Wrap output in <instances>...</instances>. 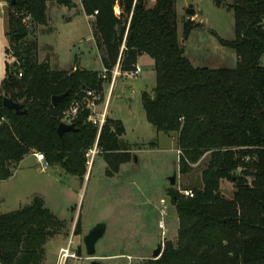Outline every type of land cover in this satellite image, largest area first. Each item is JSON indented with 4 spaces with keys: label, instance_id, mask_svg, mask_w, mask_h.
<instances>
[{
    "label": "trees",
    "instance_id": "trees-1",
    "mask_svg": "<svg viewBox=\"0 0 264 264\" xmlns=\"http://www.w3.org/2000/svg\"><path fill=\"white\" fill-rule=\"evenodd\" d=\"M1 1L8 6L5 53L12 51L18 65L11 70L6 63L0 85V180L11 176L32 150L81 180L85 154L95 143L107 176L130 161L119 120L107 117L98 132L83 108L70 121L75 130L59 136L56 128L85 89L103 90L117 62L122 72H130L147 54L155 73L152 93L141 94L148 121L158 132L176 133L181 173L209 155L200 184L190 187L193 196L168 191L178 220L176 239L164 243L159 256L145 264H264V0H232L234 38L218 40L234 50L237 61L234 67L219 68L194 66L185 55L176 0L137 1L133 7V0H121L118 15L114 6L119 0H82L86 14L97 10L91 27L105 72L53 69L47 60L36 59V42L26 40L25 18L46 25L47 2L70 5L72 0ZM197 26L185 19L182 38ZM64 92L53 105L52 96ZM4 97L26 112L6 108ZM222 179L234 184L230 198L220 192ZM63 227L39 196L0 213V264H41L46 243Z\"/></svg>",
    "mask_w": 264,
    "mask_h": 264
},
{
    "label": "rangeland",
    "instance_id": "rangeland-1",
    "mask_svg": "<svg viewBox=\"0 0 264 264\" xmlns=\"http://www.w3.org/2000/svg\"><path fill=\"white\" fill-rule=\"evenodd\" d=\"M188 3L196 11L195 19L185 12ZM231 3L232 0H176L178 37L185 55L194 66H235L237 57L234 50L218 40L234 38ZM71 4L72 12H81V6L75 2ZM60 8L61 5L51 3L48 9L50 21L45 26L32 24L30 18L25 19L29 29L26 40L36 42V59L47 60L53 69L72 70L76 65L77 68L102 71L91 25L82 12L65 20L68 12L54 13ZM115 9L119 10L117 6ZM4 13L7 17V3L0 11V85L5 76V61L11 70L15 69V64L18 65L12 51L8 54L4 51L9 45L3 32L8 30L7 18L3 20ZM93 19L87 17V20ZM185 19L193 20L198 26L183 39L182 22ZM260 62L264 65V54ZM138 65L141 72L137 76L122 73L116 77L106 111V117L123 124L121 139L130 145L131 159L121 164L117 172L111 176L105 174L106 162L95 143L85 154L86 173L82 180L67 173L59 164H47L42 169L47 161L42 153L34 150L12 169L11 176L0 180V213L16 210L29 204L34 196H39L63 222L64 227L46 243L45 259L41 264H57L59 249L67 244L70 236L81 252V258L74 264H93L94 260L107 264H145L159 240L163 248L164 243L176 239L178 220L168 191L173 188L180 192L183 188L190 189L192 185L200 184L201 171L209 153L192 164L186 173L179 171L176 133L156 131L141 102L142 92L151 94L155 84L153 59L144 54ZM108 86L109 83L105 84L103 91L106 92ZM95 145V151L90 152ZM173 170H176V177L170 184L167 177ZM233 190L232 181H220V192L224 197L230 198ZM101 221L106 223L105 234L96 242L95 257L88 258L83 236Z\"/></svg>",
    "mask_w": 264,
    "mask_h": 264
},
{
    "label": "built area",
    "instance_id": "built-area-1",
    "mask_svg": "<svg viewBox=\"0 0 264 264\" xmlns=\"http://www.w3.org/2000/svg\"><path fill=\"white\" fill-rule=\"evenodd\" d=\"M75 1H77L83 8L82 0H75ZM137 1H143L144 3L147 4H153L155 2V0H133L132 7ZM116 6L117 8H119L118 2H116L114 6V13L118 15L119 10L115 9ZM96 14H97V10H94L92 14L86 15V17L94 18ZM103 72H105V69H103ZM140 72H141V68L138 64L135 65L132 71L122 72L119 63L117 62L115 66L111 69V80L109 82L107 91L105 92L103 90L100 91L96 89H85L82 100L71 103L68 109H66L63 112L62 114L63 117L61 120L69 122L77 116V114L81 109L85 108L89 111L87 120L91 122L94 126H96L99 132L107 118L106 117L107 106L112 95L113 85L116 77L121 75L122 73L129 74L132 76H137ZM18 75L20 76L21 73L19 72ZM100 105L101 107L99 109ZM95 149H96V145L94 150L90 149V152L95 151ZM39 157L43 159L41 156ZM46 167H47V162H44V164L42 165V169ZM180 192L183 193L185 196H193V191L190 189H184L181 190ZM80 258H81V254L78 253L77 245L73 243L72 236H70L67 244L65 246L60 247L59 249L57 264H74V262H76Z\"/></svg>",
    "mask_w": 264,
    "mask_h": 264
},
{
    "label": "water",
    "instance_id": "water-1",
    "mask_svg": "<svg viewBox=\"0 0 264 264\" xmlns=\"http://www.w3.org/2000/svg\"><path fill=\"white\" fill-rule=\"evenodd\" d=\"M121 0L118 1V4L120 6ZM186 14L188 15H194L195 10L192 8L191 5L187 6L185 9ZM66 96V92L59 94V95H53L51 98V102L53 105H56L59 101H61L64 97ZM154 99L156 98L155 96L153 97ZM3 105L8 108V109H14L17 113H25L26 110H21V106L12 101L8 97L3 98ZM69 130H75V127L73 126L72 123H66L64 121L59 122L57 125L56 131L61 136L64 132L69 131ZM137 160V157L135 156V161ZM176 177V170H173L172 174L167 177V180L169 181L170 184H173L175 181ZM106 231V223L101 221L97 222L90 230L84 234L83 236V244L85 248V252L88 256V258H94L95 257V245L96 242L103 237ZM162 250V243L161 241L158 242L156 247L152 250L151 252V258H157ZM78 253H80V249H78ZM93 264H107L103 263L100 261H93Z\"/></svg>",
    "mask_w": 264,
    "mask_h": 264
},
{
    "label": "crops",
    "instance_id": "crops-1",
    "mask_svg": "<svg viewBox=\"0 0 264 264\" xmlns=\"http://www.w3.org/2000/svg\"><path fill=\"white\" fill-rule=\"evenodd\" d=\"M72 3L73 2H75V3H77L79 6H81L77 1H75V0H72L71 1ZM51 3H57V4H59V5H61V7L62 8H60L59 10H57V11H54V13H56V12H58V11H66V12H68V15H65V17H64V19L65 20H70V18H71V15H74L75 13H81L82 15H83V17L85 18V20H86V22L88 23V25L90 26L91 25V20H87V17H86V15L87 14H85V11L83 10V8H82V6H81V12H72V8L71 7H73V5L70 3V5H64L63 3H60V2H58V1H49V2H47V8H46V14H47V22H48V20L50 21V19H48V9H49V6L51 5ZM5 5V2H3V1H1L0 0V11H1V8H3V6ZM189 5H191L192 6V8H193V5L192 4H190V3H188V5L187 6H189ZM175 8H176V11H177V13H178V5H176V3H175ZM119 10H120V6H119ZM3 11H4V9H3ZM191 16V19H195V17H196V11H195V14L194 15H190ZM5 17H6V15H5V13H4V16H3V20L5 21ZM50 17V16H49ZM7 18V17H6ZM28 18V17H27ZM26 19V18H25ZM42 26H45V25H42ZM52 29H53V27H52ZM4 32V35H6V37H8L7 36V32L4 30L3 31ZM93 37V36H92ZM8 39V38H7ZM38 39H39V37H38ZM93 40H94V38H93ZM94 43H95V41H94ZM96 45V44H95ZM5 49H6V47H5ZM5 49H4V51H5ZM144 55V54H143ZM142 56V55H141ZM140 56V57H141ZM140 57L138 58V60L140 59ZM100 62H101V60H100ZM49 63V62H48ZM137 64H138V61H137ZM5 65H6V61H5ZM50 65V64H49ZM101 65H102V63H101ZM74 68H76V65H73V69ZM103 69V68H102ZM153 88V87H152ZM48 164V163H47ZM79 248H78V246H77V250H78ZM81 253V252H80Z\"/></svg>",
    "mask_w": 264,
    "mask_h": 264
},
{
    "label": "flooded vegetation",
    "instance_id": "flooded-vegetation-1",
    "mask_svg": "<svg viewBox=\"0 0 264 264\" xmlns=\"http://www.w3.org/2000/svg\"><path fill=\"white\" fill-rule=\"evenodd\" d=\"M158 242H160V240H159ZM158 242L156 243V245L158 244ZM161 243H162V242H161ZM155 247H156V246H155ZM155 247H153L152 250H153Z\"/></svg>",
    "mask_w": 264,
    "mask_h": 264
}]
</instances>
